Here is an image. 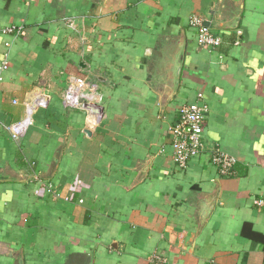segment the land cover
Returning a JSON list of instances; mask_svg holds the SVG:
<instances>
[{"label":"crops","instance_id":"crops-1","mask_svg":"<svg viewBox=\"0 0 264 264\" xmlns=\"http://www.w3.org/2000/svg\"><path fill=\"white\" fill-rule=\"evenodd\" d=\"M70 75L98 83L99 123L62 106ZM199 93L204 150L182 169L172 127ZM262 197L264 0H0V264H264Z\"/></svg>","mask_w":264,"mask_h":264},{"label":"built area","instance_id":"built-area-1","mask_svg":"<svg viewBox=\"0 0 264 264\" xmlns=\"http://www.w3.org/2000/svg\"><path fill=\"white\" fill-rule=\"evenodd\" d=\"M69 27H74L72 21H68ZM189 26L194 29L196 43L200 48L217 49L222 44V38L212 30L200 15H191ZM22 27L7 25L3 33L19 36ZM198 100L187 103L179 108L178 121L172 127L174 161L186 169L191 157L200 154L204 150V134L207 124L208 106L202 101L203 95L199 93ZM50 97L46 94L35 95L30 101L24 102L25 115L20 120L11 123L9 130L12 137L20 140L28 131L32 115L36 109L46 107ZM16 103V102H15ZM61 103L65 109L85 111L88 121L97 124L104 114V104L99 91L98 83L90 77L70 75L67 85L61 95ZM212 162L219 167L222 175L233 173L234 158L226 152L217 151L211 156ZM51 191L50 188H48ZM258 206H264V197L256 200ZM150 264H168V258L159 253H154Z\"/></svg>","mask_w":264,"mask_h":264},{"label":"trees","instance_id":"trees-1","mask_svg":"<svg viewBox=\"0 0 264 264\" xmlns=\"http://www.w3.org/2000/svg\"><path fill=\"white\" fill-rule=\"evenodd\" d=\"M248 228H250V224L246 223L244 226L243 232L247 233ZM251 236L257 240H263L264 239V236L262 234L254 232V231H251Z\"/></svg>","mask_w":264,"mask_h":264}]
</instances>
